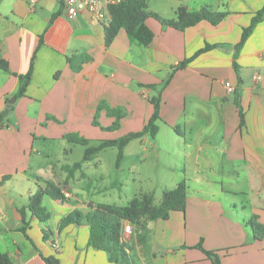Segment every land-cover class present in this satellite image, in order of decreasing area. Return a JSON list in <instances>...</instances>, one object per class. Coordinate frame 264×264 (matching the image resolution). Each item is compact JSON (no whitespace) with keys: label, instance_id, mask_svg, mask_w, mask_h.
<instances>
[{"label":"crops","instance_id":"0c3cea01","mask_svg":"<svg viewBox=\"0 0 264 264\" xmlns=\"http://www.w3.org/2000/svg\"><path fill=\"white\" fill-rule=\"evenodd\" d=\"M263 6L264 0H148L147 10L167 20L176 19L179 8L207 7L224 17L182 30L149 18L153 38L143 47L123 29L107 45L110 19L97 21L87 12L68 18L62 0H0V60L9 68L0 69V251L13 264H45L41 256L60 264H114L108 253L88 246L87 225L60 228L73 210L85 214L96 205L70 189H64V202L43 195L46 222L28 211L22 217L20 209L44 187L36 177L57 184L53 163L31 165L43 155L35 144L63 145L67 134L100 142L109 139L106 133L119 139L140 132L160 90L157 133L130 140L123 157L134 142L142 160L148 152L162 154L175 187L187 184L185 210L131 224L129 233L123 227L130 223L121 225L128 264H211L199 242L219 256V264H264V238L255 240L247 224L255 219L264 226V17L235 59L243 29ZM206 45L212 48L191 59ZM30 68L24 96L16 98L18 76ZM56 165L64 174L72 166ZM23 219L36 248L20 230Z\"/></svg>","mask_w":264,"mask_h":264},{"label":"trees","instance_id":"16d2710c","mask_svg":"<svg viewBox=\"0 0 264 264\" xmlns=\"http://www.w3.org/2000/svg\"><path fill=\"white\" fill-rule=\"evenodd\" d=\"M147 2L148 0H125L120 4L109 7L110 21L105 27V39L107 45L114 39L118 31L123 29L130 41L136 42L143 47L147 46L153 38V33L146 24V21L149 18H154L165 26L182 30L197 24L201 20H207L213 25H216L224 17L223 13L212 12L207 7L193 12H187L185 9L179 8L176 13V19L167 20L148 11ZM263 17L264 6L253 17L250 25L243 29L241 40L235 48V59L237 53L243 47L253 29ZM210 48L212 47L206 45L202 50L195 53L191 59ZM191 59L182 62L179 67H184ZM68 61L72 65V59L70 58ZM79 66L73 67V69L78 71L80 69ZM233 66L234 69L237 70V64L235 62ZM0 69L5 72L9 71L7 63L2 60H0ZM30 75L31 68L26 75L18 76L20 85L15 95L16 98L24 96L25 88L30 80ZM159 91L160 90H158L157 95L151 99L154 106L153 114L140 132L131 133L119 139L103 140L100 141L97 146H89V140L76 134L65 135L64 138L67 142L86 147L82 161L75 163L71 167H66L68 169L67 179H70L74 172L81 168L83 162L91 160L105 148L117 147L118 163L123 158V149L130 140L140 138L146 134L150 137H154L157 133L156 121L159 119ZM236 104L240 106L238 100L236 101ZM240 116L242 121V115L240 114ZM4 117L5 114L1 113L0 120ZM93 125H97V123L93 122ZM117 127L118 123L115 122L109 130H116ZM175 129L177 130V128ZM6 179L7 178L5 177L3 180ZM36 179L41 180L40 178ZM42 183L44 184V187L42 188L39 185V189L30 197L28 204L20 209V213L23 217L25 211H28L39 222L44 223L49 219L50 213L42 206L43 195H47L51 200H58L60 202L66 201V197L64 195L65 190L62 186L44 179ZM186 190V182H179L175 188L163 192L161 201L158 205L154 204V196L149 193L131 199L126 206L98 204L95 208L85 214L78 210H73L61 219L59 226L60 228H64L68 225H87L89 227V247L108 253L109 262L114 264H128L129 257L125 251V245L120 241L121 225H124L126 222L130 224H139L141 221L167 219L169 214L173 211L184 212ZM24 222L23 219V227H21L20 230L25 234L24 227L26 223ZM247 224L250 226L255 240H261L264 238V226L257 223L255 219L249 220ZM42 233L44 235L43 239H46L47 233L45 231ZM25 236L33 244L32 240L26 234ZM33 246L35 247L34 244ZM197 248H199L211 260V264H219L220 259L215 252L204 250L201 242H199ZM41 257L45 264H60V261L54 256ZM0 264H13V262L7 253L0 251Z\"/></svg>","mask_w":264,"mask_h":264},{"label":"rangeland","instance_id":"374dc122","mask_svg":"<svg viewBox=\"0 0 264 264\" xmlns=\"http://www.w3.org/2000/svg\"><path fill=\"white\" fill-rule=\"evenodd\" d=\"M106 135L109 139L112 138L110 133ZM63 143L62 145L59 142L48 144L36 142V149L43 155L35 156L31 165L41 160L53 163L52 178L57 185L70 189L76 196H83L89 203L126 206L131 199L151 193L154 196V204L158 205L163 192L175 187L173 172L163 167V155L156 158L158 152H148L144 153L146 158L142 160L141 147L137 142L131 145L129 156L123 157L120 162L117 163V147L105 148L91 159L94 160L90 164L84 165L83 162L82 168L75 171L77 175L73 174L72 180L67 179L66 171L64 170V174L56 164L60 161L61 164L71 166L81 162L86 147L67 141ZM98 144L97 140L89 141V146ZM147 147L149 148L148 145ZM63 149L68 153L63 155ZM40 179L38 181L42 183L43 179ZM46 206L48 208V205ZM90 208L93 206L91 205Z\"/></svg>","mask_w":264,"mask_h":264},{"label":"built area","instance_id":"2783aa9c","mask_svg":"<svg viewBox=\"0 0 264 264\" xmlns=\"http://www.w3.org/2000/svg\"><path fill=\"white\" fill-rule=\"evenodd\" d=\"M34 2L35 0H31ZM125 0H62L64 14L68 17L87 12L93 19L97 21L107 22L110 19L109 7L120 4ZM259 77L255 76V80ZM226 91L230 94L234 92L233 86L229 82L224 83ZM68 197L67 194H64ZM132 230L131 224H126L123 227L124 233H129Z\"/></svg>","mask_w":264,"mask_h":264},{"label":"water","instance_id":"95a60500","mask_svg":"<svg viewBox=\"0 0 264 264\" xmlns=\"http://www.w3.org/2000/svg\"><path fill=\"white\" fill-rule=\"evenodd\" d=\"M15 101V98H12L8 101L7 105H6V109H5V113L7 114L9 111V108L11 107V105L13 104V102Z\"/></svg>","mask_w":264,"mask_h":264}]
</instances>
